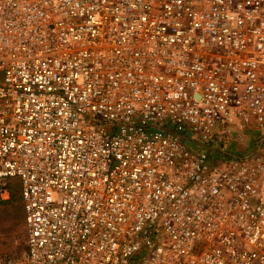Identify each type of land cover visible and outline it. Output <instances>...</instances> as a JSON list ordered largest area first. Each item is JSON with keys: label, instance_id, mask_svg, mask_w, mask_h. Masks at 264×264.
I'll return each instance as SVG.
<instances>
[{"label": "built area", "instance_id": "built-area-1", "mask_svg": "<svg viewBox=\"0 0 264 264\" xmlns=\"http://www.w3.org/2000/svg\"><path fill=\"white\" fill-rule=\"evenodd\" d=\"M262 131L264 0H0V264H264Z\"/></svg>", "mask_w": 264, "mask_h": 264}, {"label": "rangeland", "instance_id": "rangeland-1", "mask_svg": "<svg viewBox=\"0 0 264 264\" xmlns=\"http://www.w3.org/2000/svg\"><path fill=\"white\" fill-rule=\"evenodd\" d=\"M246 137L244 142L234 144V140L228 142L229 150H235V154H244L260 146V139L264 140V131L257 135L258 147L255 137ZM257 147V148H256ZM259 152L264 153V143ZM19 179L13 181L16 189H19ZM26 220L23 203L14 200L9 204L0 206V255L3 257H17L25 250Z\"/></svg>", "mask_w": 264, "mask_h": 264}, {"label": "trees", "instance_id": "trees-1", "mask_svg": "<svg viewBox=\"0 0 264 264\" xmlns=\"http://www.w3.org/2000/svg\"><path fill=\"white\" fill-rule=\"evenodd\" d=\"M11 189H12V199L9 203L13 202L14 200H19V202H21L19 189H16L14 186H12Z\"/></svg>", "mask_w": 264, "mask_h": 264}]
</instances>
